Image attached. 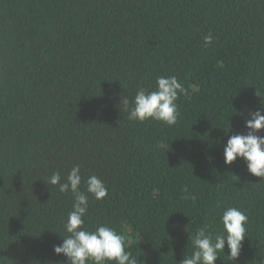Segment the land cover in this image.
<instances>
[{"label":"trees","instance_id":"1","mask_svg":"<svg viewBox=\"0 0 264 264\" xmlns=\"http://www.w3.org/2000/svg\"><path fill=\"white\" fill-rule=\"evenodd\" d=\"M160 76L183 85L176 124L129 120L121 97ZM257 110L264 0H0V264H68L53 249L74 198L46 183L77 165L81 191L93 175L108 190L84 228H114L137 264H179L228 207L246 237L215 264H264V180L224 159Z\"/></svg>","mask_w":264,"mask_h":264},{"label":"clouds","instance_id":"2","mask_svg":"<svg viewBox=\"0 0 264 264\" xmlns=\"http://www.w3.org/2000/svg\"><path fill=\"white\" fill-rule=\"evenodd\" d=\"M204 45L213 43L211 33L205 36ZM183 85L176 76H160L156 80V90L139 89L129 107L126 96L121 102L128 119L144 122L147 119L162 121L169 126L177 122L176 100L183 92ZM246 134L231 135L224 146L225 164L231 165L238 158L246 162L249 174L264 180V136L258 135L264 130V114L257 110L246 119ZM81 169L73 167L64 182L59 172H54L47 180V185L58 186L61 193L71 192L74 198L72 211L68 213L64 224L67 233L62 243L54 247L57 256H64L68 264H137L130 251L125 249V237L114 228L97 226L94 231L84 228V217L88 211L89 194L102 201L108 195L104 182L93 175L84 182L86 191H81ZM223 231L213 235L208 225L198 228L195 235H190L193 246L191 255H185L179 264H215L225 245L230 251L227 256L236 260L246 237L247 216L236 207H228L221 216Z\"/></svg>","mask_w":264,"mask_h":264}]
</instances>
